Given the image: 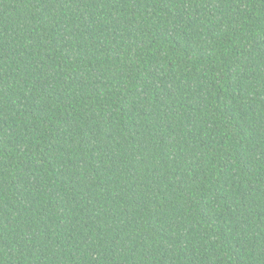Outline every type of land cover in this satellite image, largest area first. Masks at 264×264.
<instances>
[{
	"label": "trees",
	"instance_id": "16d2710c",
	"mask_svg": "<svg viewBox=\"0 0 264 264\" xmlns=\"http://www.w3.org/2000/svg\"><path fill=\"white\" fill-rule=\"evenodd\" d=\"M0 264H264V0H0Z\"/></svg>",
	"mask_w": 264,
	"mask_h": 264
}]
</instances>
